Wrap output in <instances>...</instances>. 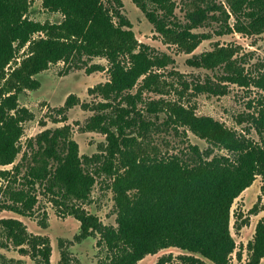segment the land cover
<instances>
[{"label": "trees", "instance_id": "1", "mask_svg": "<svg viewBox=\"0 0 264 264\" xmlns=\"http://www.w3.org/2000/svg\"><path fill=\"white\" fill-rule=\"evenodd\" d=\"M131 1L166 43L186 53L212 38L209 32H197L208 25H213L218 36L264 32V0H226V5L216 0H193L184 23L176 21L174 0ZM29 2L0 0V166L13 165L11 171L0 170V175L15 182L24 173L21 188L9 190L8 186L5 190L8 200L0 202V211L31 215L38 185L79 221L77 240L100 236L99 243L108 251L101 264H137L168 248L183 253L162 255L154 264H231L236 249L230 231L232 205L257 176L264 178V103L259 101L256 113L238 118L239 124H249L245 133L211 116H199L194 107L179 102H151L145 111L154 120L146 117L137 106L141 90L156 83L159 75L154 68L162 67L165 61L136 39L131 23L119 10V0H114L115 6H106L103 0H42L45 9L62 16L55 23L27 17ZM41 32L45 37L33 38ZM27 43L26 58L7 70L16 52ZM235 53L234 48L217 45L187 61L196 68L222 69L224 81L264 92V69L255 74L246 72ZM84 57L105 58L109 64V80L89 89L101 101L92 106L82 104L93 112L85 129L106 137L103 153L80 155L65 125L45 129L29 139L15 163L22 151L24 123L34 118L28 108L19 105V95L37 90L40 81L36 76L52 64L82 61ZM104 69L97 64L87 71ZM140 79L141 88L130 94ZM195 89L227 93L225 86L209 82ZM76 104L78 98L71 94L66 107ZM161 113L165 118L160 121ZM151 126L157 130L161 126L186 128L209 146L201 150L193 145L192 153L186 155L150 157L139 143ZM214 148L226 150L228 155L215 154ZM101 176L112 179L115 226L104 225L84 208L68 204L88 201ZM0 230L21 252L28 247L32 257L50 264L52 248L47 236L30 235L22 221L14 218L0 219ZM248 249L247 264H260L264 258V217L257 222ZM61 261L71 264L65 253Z\"/></svg>", "mask_w": 264, "mask_h": 264}, {"label": "rangeland", "instance_id": "2", "mask_svg": "<svg viewBox=\"0 0 264 264\" xmlns=\"http://www.w3.org/2000/svg\"><path fill=\"white\" fill-rule=\"evenodd\" d=\"M27 17L39 22H59L62 16L59 13L50 12L42 5V0H29ZM122 6L121 14L129 20L136 39L151 49L152 53L161 57L165 63L156 69L159 75L156 83L149 89H142L138 108L142 113L154 120L147 113L151 102H179L185 107H194L197 115L211 116L224 123L227 127L237 132L245 133V127L249 124L245 121L238 123L240 116L254 114L260 107L259 101L264 103V92L252 86H240L228 83L221 77L222 69L196 68L188 64V59L194 55L213 50L219 47H231L236 51L237 61L245 67L246 72L255 74L257 70L264 69V32L259 35H243L232 32L218 36L214 33L213 25L197 29V32H209L210 40L202 41L192 53H186L174 44L166 43L164 38L155 31L152 23L148 21L144 13L131 0H119ZM176 7L174 15L177 22L184 23L188 11L193 8V0H174ZM226 5V0H216ZM106 6L116 5L114 0H103ZM45 37V33H36L33 38ZM28 43L19 48L15 59L8 65V69L18 67L28 54ZM101 65L103 71L87 70L90 66ZM108 62L105 58L84 57L82 61L58 62L52 64L47 70L36 76L40 81L37 90H25L19 95V105L28 108L34 115L33 120L24 123V131L21 138L22 151L17 156L19 162L26 150V142L35 138L45 129H54L67 125L70 130V138L77 142L80 155L92 156L103 153L106 145V137L98 131H88L85 124L93 112L84 108L82 104L92 106L101 101V97L89 92V89L97 84L109 80ZM205 82L214 85H222L227 88L224 95L212 92H198L195 86ZM142 80L129 91L135 95L141 88ZM73 94L78 98V104L66 107L67 98ZM162 101V102H161ZM158 103L157 105H161ZM242 117V119H244ZM165 118L160 114V121ZM157 130L150 127L146 136L139 145L150 157H169L173 154L186 155L192 153L191 146L206 149L209 144L194 135L186 128L161 126ZM255 137V134H251ZM141 140V139H138ZM138 145L135 146V148ZM215 154L228 155L223 149L214 148ZM104 158L102 157V160ZM13 165L0 166L1 171H11ZM24 173L18 175L17 181H11L0 175V202L8 200L5 190L19 189L23 184ZM12 179V178H11ZM112 179L107 176L97 178L91 196L88 201H69L68 204L78 205L88 213L97 216L104 225L115 226L114 192L111 189ZM264 178L257 176L252 185L246 188L235 199L231 208L230 231L236 244L235 252L231 255V264H247L250 259L248 244L253 240L255 226L264 217ZM37 203L31 215L22 216L10 210L0 211V219L14 218L22 221L30 235H43L50 239L52 248L50 264H64L61 261L62 253H65L71 264H101L108 255L104 243H99L100 236L93 235L87 239L77 240L80 223L73 215L68 213L64 205L56 203L50 193L37 185ZM19 247L7 240L5 233L0 230V264H43L41 259L34 258L28 247ZM183 252L177 248L160 250L155 255H148L137 264H154L162 255L172 254L176 257ZM241 259H238V254ZM207 264L209 261H206ZM260 264H264V258Z\"/></svg>", "mask_w": 264, "mask_h": 264}, {"label": "crops", "instance_id": "3", "mask_svg": "<svg viewBox=\"0 0 264 264\" xmlns=\"http://www.w3.org/2000/svg\"><path fill=\"white\" fill-rule=\"evenodd\" d=\"M147 256H148V255H147ZM142 260H143V259H142ZM142 260H141V261H142ZM139 262H140V261H139Z\"/></svg>", "mask_w": 264, "mask_h": 264}, {"label": "built area", "instance_id": "4", "mask_svg": "<svg viewBox=\"0 0 264 264\" xmlns=\"http://www.w3.org/2000/svg\"><path fill=\"white\" fill-rule=\"evenodd\" d=\"M7 70H9V69L7 68Z\"/></svg>", "mask_w": 264, "mask_h": 264}]
</instances>
